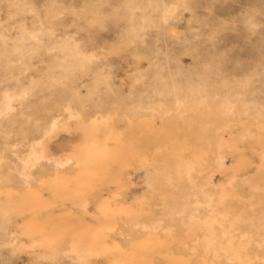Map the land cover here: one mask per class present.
<instances>
[{"label":"rangeland","instance_id":"obj_1","mask_svg":"<svg viewBox=\"0 0 264 264\" xmlns=\"http://www.w3.org/2000/svg\"><path fill=\"white\" fill-rule=\"evenodd\" d=\"M0 264H264V0H0Z\"/></svg>","mask_w":264,"mask_h":264}]
</instances>
